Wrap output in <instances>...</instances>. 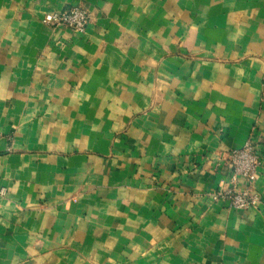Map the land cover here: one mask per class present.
I'll use <instances>...</instances> for the list:
<instances>
[{"label":"crops","instance_id":"obj_1","mask_svg":"<svg viewBox=\"0 0 264 264\" xmlns=\"http://www.w3.org/2000/svg\"><path fill=\"white\" fill-rule=\"evenodd\" d=\"M247 141L264 0H0V264H264V171L211 198Z\"/></svg>","mask_w":264,"mask_h":264},{"label":"built area","instance_id":"obj_2","mask_svg":"<svg viewBox=\"0 0 264 264\" xmlns=\"http://www.w3.org/2000/svg\"><path fill=\"white\" fill-rule=\"evenodd\" d=\"M88 14L78 7L62 13L46 14L41 22L52 28L63 27L76 34L84 33L88 24ZM229 177L215 194L213 201H225L229 208L237 211L256 209L259 198L251 192L259 170L264 171V154L257 146L247 141L241 148L231 150L227 156ZM239 180L244 188L239 189Z\"/></svg>","mask_w":264,"mask_h":264}]
</instances>
